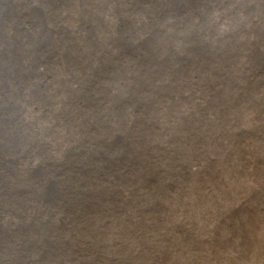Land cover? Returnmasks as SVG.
Returning <instances> with one entry per match:
<instances>
[{
	"label": "bare ground",
	"instance_id": "obj_1",
	"mask_svg": "<svg viewBox=\"0 0 264 264\" xmlns=\"http://www.w3.org/2000/svg\"><path fill=\"white\" fill-rule=\"evenodd\" d=\"M8 3L9 43L20 42L26 49L0 54L6 72L2 78L8 79L7 85L0 81V264L86 261L76 255L80 240L72 241L76 234L64 216L60 223L52 214L55 208L64 215L65 205L50 189H58L67 169L81 167V182L94 181L99 191L107 174L113 175L117 181L109 187L111 200L123 190L145 197L146 165L159 183L156 152L164 151L166 142L149 134H172L187 125V115L199 120L193 127L204 135L198 146L206 154L211 141L207 131L224 122L226 104L246 100V94L237 95L246 92L239 80L248 71L263 73L264 0ZM25 24L31 35L22 33ZM53 90L58 99H51ZM173 111L181 113L170 120ZM140 122L145 130L137 128ZM69 129L76 135L62 133ZM59 138L74 140L62 144ZM182 142L185 149L187 144L197 147L192 139ZM129 152L134 158L127 164L113 160ZM129 169L131 176H125ZM192 173L197 172L191 168ZM84 192L74 195L71 212L91 210L89 194L88 203L80 201ZM96 204L94 222L101 227L109 215ZM89 223L87 218L82 225ZM89 233L97 236L93 225ZM257 240H244L241 259L259 256Z\"/></svg>",
	"mask_w": 264,
	"mask_h": 264
},
{
	"label": "rangeland",
	"instance_id": "obj_2",
	"mask_svg": "<svg viewBox=\"0 0 264 264\" xmlns=\"http://www.w3.org/2000/svg\"><path fill=\"white\" fill-rule=\"evenodd\" d=\"M24 10L21 8L22 14ZM8 25L6 23V30ZM28 28L25 24L22 33L31 35ZM12 36L7 30V37ZM23 47L26 45L21 46L18 42L16 50L24 53L26 48ZM30 52L28 47L27 54ZM248 72L247 78L244 75L239 80L240 87L246 92L237 93L239 96L246 94V100L236 102L239 105L226 104L223 128L216 125L207 131L206 138L211 141L206 154L200 152L202 147L198 145L204 135L195 132L193 126L199 120L193 116L187 115V125L173 130L172 134L159 130L149 134L162 143L166 142L164 151L156 152L158 159H154L155 163H160L159 183L154 182L146 165V198L123 190L116 199L112 195L111 200L109 187L115 180L112 174H107V182L99 191V185L94 181L85 184L87 186L81 182L80 176H85L78 175L81 167L67 169L61 176L58 189L50 190L58 197L61 207L65 205L62 209L64 215L55 208L52 214L60 223L63 221L60 216H64V223L76 234L71 236L72 241L79 243L80 240L79 246H82L78 249L76 245V255L87 259L75 260L74 264H264V69L263 73ZM211 98L218 102V97ZM51 99H58L55 90ZM231 99L233 101L235 97ZM192 109L196 112L197 107ZM177 113L181 112L173 111L170 120ZM137 128L145 130V125L140 122ZM62 133L67 136L70 133L71 137L76 135L75 129L73 133L71 129ZM170 137L179 142L171 143ZM45 138L47 142L50 140ZM190 139L197 147L187 144V149L183 148L182 141L189 143ZM59 140L66 144L74 138ZM150 151L146 150V153ZM193 156L195 162L191 159ZM133 158L134 154L129 152L119 154L113 160L127 164ZM191 168L197 173L189 174ZM117 170L120 175L121 168ZM131 174L129 169L124 175ZM82 190L85 192L80 201L88 203L86 194H89L91 210L83 207V212L73 213L75 197L81 196ZM123 193L127 196L124 197ZM101 195L104 198L99 200ZM96 201V206L100 202L102 210L109 215L101 227L94 222L97 218L92 212ZM87 218L90 223L84 227L82 224ZM92 225L97 232L95 237L89 233ZM251 237L258 239L259 256L254 257L251 253L249 259H241L242 243L245 240L246 244V239ZM216 249L220 250L215 252L217 255L211 253Z\"/></svg>",
	"mask_w": 264,
	"mask_h": 264
},
{
	"label": "water",
	"instance_id": "obj_3",
	"mask_svg": "<svg viewBox=\"0 0 264 264\" xmlns=\"http://www.w3.org/2000/svg\"><path fill=\"white\" fill-rule=\"evenodd\" d=\"M8 0H0V54H2V51L4 52H11L13 50L14 46H16V41L9 43V38L7 37V30H6V19L5 16L8 14ZM5 19V20H4ZM12 44V45H11ZM6 57V56H5ZM0 63H2L0 61ZM5 67L1 66L0 64V81L3 82L5 85H7L6 82H8V79L2 78V74H6L4 71ZM2 84V83H1Z\"/></svg>",
	"mask_w": 264,
	"mask_h": 264
}]
</instances>
